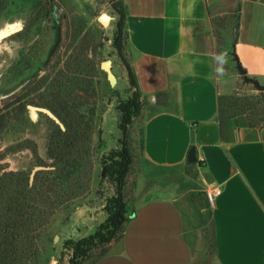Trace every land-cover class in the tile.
Wrapping results in <instances>:
<instances>
[{"label":"rangeland","instance_id":"obj_1","mask_svg":"<svg viewBox=\"0 0 264 264\" xmlns=\"http://www.w3.org/2000/svg\"><path fill=\"white\" fill-rule=\"evenodd\" d=\"M220 3L209 16V46L230 90L220 98L218 122L224 134L236 125L264 128V93L242 76L232 52L240 2ZM121 5L0 0V264H92L122 236L118 230L83 257L66 242L76 217L107 215L115 194L120 105L133 91L123 37L125 62L114 46ZM139 129L134 118L123 138L131 157L123 198L130 201L142 179L144 187L160 181L182 213L190 264H216L210 204L194 162L150 165Z\"/></svg>","mask_w":264,"mask_h":264},{"label":"crops","instance_id":"obj_2","mask_svg":"<svg viewBox=\"0 0 264 264\" xmlns=\"http://www.w3.org/2000/svg\"><path fill=\"white\" fill-rule=\"evenodd\" d=\"M122 1L141 102L131 122L139 124L144 159L169 167L193 149L205 190L220 189L209 203L216 264H264V128L236 125L224 134L218 122L220 98L230 90L209 46V16L220 0ZM238 1L234 61L264 93V0ZM140 181L130 201L124 198L128 220L120 240L92 264H190L179 207L160 181ZM105 218L80 215L67 237H85Z\"/></svg>","mask_w":264,"mask_h":264},{"label":"trees","instance_id":"obj_3","mask_svg":"<svg viewBox=\"0 0 264 264\" xmlns=\"http://www.w3.org/2000/svg\"><path fill=\"white\" fill-rule=\"evenodd\" d=\"M118 18L116 21V31L114 36V46L121 55L122 50V37L124 39L125 46L127 45V36L125 31V10L122 1L121 8L117 10ZM125 62V61H124ZM127 71V78L129 85L133 88L131 97L120 105L121 118L118 127L122 132V147L118 152V160H115L116 165L111 172L114 174L113 180L115 182V194L109 197L104 205L106 210V218L101 222L95 231L85 237L78 240H67L73 246V254L78 256H85L87 251L96 244L109 242L118 230L123 231L124 223L128 220L126 215V204L123 198V186L125 183V177L128 173L131 157L127 148V144L123 138L127 134V126L131 123L132 117L136 116L140 111V94L136 89V82L133 72L128 63L125 62ZM105 172V167H104Z\"/></svg>","mask_w":264,"mask_h":264},{"label":"built area","instance_id":"obj_4","mask_svg":"<svg viewBox=\"0 0 264 264\" xmlns=\"http://www.w3.org/2000/svg\"><path fill=\"white\" fill-rule=\"evenodd\" d=\"M220 189L219 187H210L209 189L205 190V195L208 200V202L211 204L214 200L215 196L219 193Z\"/></svg>","mask_w":264,"mask_h":264},{"label":"water","instance_id":"obj_5","mask_svg":"<svg viewBox=\"0 0 264 264\" xmlns=\"http://www.w3.org/2000/svg\"><path fill=\"white\" fill-rule=\"evenodd\" d=\"M106 66L104 65V68H105ZM237 68H238V70L240 71V73H244V70H242L241 68H240V66L238 65L237 66ZM111 77V76H110ZM187 160L188 161H190V162H193V161H195V155H194V150L193 149H190L189 150V152H188V155H187Z\"/></svg>","mask_w":264,"mask_h":264},{"label":"bare ground","instance_id":"obj_6","mask_svg":"<svg viewBox=\"0 0 264 264\" xmlns=\"http://www.w3.org/2000/svg\"><path fill=\"white\" fill-rule=\"evenodd\" d=\"M100 20H101L103 23H106V21H107V20H106V17L103 16V15L100 17ZM102 65L104 66V64H102ZM105 66H106V69H107V67H108V63H107V65H105ZM109 79L111 80V82H113V78H112V77L109 76Z\"/></svg>","mask_w":264,"mask_h":264}]
</instances>
